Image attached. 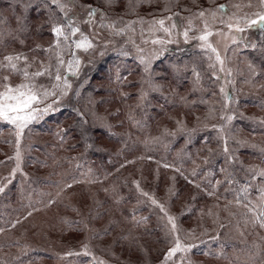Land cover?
I'll list each match as a JSON object with an SVG mask.
<instances>
[{
	"label": "trees",
	"instance_id": "16d2710c",
	"mask_svg": "<svg viewBox=\"0 0 264 264\" xmlns=\"http://www.w3.org/2000/svg\"><path fill=\"white\" fill-rule=\"evenodd\" d=\"M25 1L13 0L12 2L16 4H11L12 6L0 2V48L3 45V47L17 45V41L25 42L29 47L35 48L39 42L52 38V34L49 33L50 25L44 23L48 19L47 11L43 8L40 12L36 11L38 0H30L29 3ZM25 4H33L35 8L25 9L23 7ZM4 11L14 23L11 29L14 34L11 35V39H8L10 37L4 38L10 33L7 27L8 31H4L2 24L5 21ZM54 12L57 16L61 15L57 11ZM17 17L23 18V24L18 22ZM38 25L41 27L38 28ZM254 34L255 40L259 43L261 41L260 30L255 31ZM2 35L4 36L2 37ZM35 41L38 43L36 44ZM2 42L4 44H1ZM261 44H264V39L258 44V49L253 51L251 49L250 52L245 53L246 56L243 55L244 58L246 57V64L251 61L258 67V70H264V55H262L260 48ZM37 53L39 52L37 51ZM173 53L179 54L176 51ZM184 60L193 61L194 58ZM168 61H171V58ZM102 65L99 64L95 69L82 74L80 81L76 83V87H79L81 82H86L83 83L79 98L73 93L70 106L69 104L64 106L55 116H47L42 123L36 124L34 142L29 145L30 153L26 156V162L33 164L32 166H38V173L34 167H31L33 169L29 170L30 179L25 183L26 188L28 187L27 190L23 184H18L16 180L7 186L6 195L4 194V197L0 199V216L3 219L5 216L3 214H9V217L13 218L15 214H20L28 210L29 207L33 208L35 205L41 204L42 201L37 199L36 195L41 194L43 196L40 189H44L45 197L50 195L45 190L48 181L55 180L49 188L60 189L62 185L68 184L70 185L68 188L72 190L74 186H83L82 181L92 184L91 181L104 179V182L109 183L103 182L99 185L103 186L104 184L107 187L98 186L97 188L100 199L94 200L93 207L95 210H93L92 219L94 217L98 219L102 213L109 215L111 220L105 222L107 224L106 231L109 233L116 226V215L120 214L121 219L119 221L123 223L118 224L122 229L118 234V239L115 240L116 246H121L124 250H132L133 253L142 257L144 264L148 261L149 264H152L154 259L152 254L154 253L156 256L163 253L161 248L168 234L164 222L155 213L156 209L148 206L144 197L138 195L132 188L133 180L143 179L144 174L146 175L144 171L146 168L151 169V176L157 175L154 182L158 186L165 187L166 193L172 197L173 203L178 197H183V205L180 208L183 213L180 218L184 220L189 219L190 216L193 217L199 210L204 211L207 215L213 207L211 206L213 200H219L216 207L222 204L224 210L222 211L225 213L227 210L225 202L228 199H234L237 190L245 182L252 185L249 198L256 196L252 200H258L257 192L261 183L264 182V178L257 177L255 181H251L250 176L254 175V172L250 169L264 167V153L261 152V149L264 148V108L261 107L262 116H248L241 107L243 100L250 99L248 94L238 96V99L241 100L239 104H231L229 108L235 113V117L227 126L231 130L228 146L236 159L235 162L228 163L223 151L222 139L214 129L206 132L203 126L197 133L182 131V134H178L176 137L164 132L165 129H168L169 133H172V130L177 128L175 125L177 118L186 119L184 116H187L197 119V112L205 113L209 107L208 100L213 96L217 97L216 99L220 104L223 103L216 91H210L206 85L208 75L201 76L204 86L200 88L198 86L194 90L189 80L186 79L180 83L176 73L172 72L167 76L172 81L174 88L166 89V92L170 94L171 91H175L176 100H174L173 105L166 104L163 94L151 92L149 94V106L140 108L136 107L137 93L134 91L138 87L136 85L138 83L135 81L128 82V78L116 83L117 73L113 70L115 62L109 64L112 67L108 71H104L106 67L101 68ZM165 66H160L158 70L161 69L165 72ZM99 69L101 71H99V75H96ZM129 70L127 69V72L123 74L127 75ZM113 72H115L114 76L112 75ZM247 81L248 83L264 85V71L256 76H252L249 71ZM249 85L251 86V84ZM189 86L191 88H188ZM259 92L254 90L253 94L256 96L252 94L250 97L261 103ZM122 93H128L129 96L125 97ZM153 93L158 95V98H151L155 95H152ZM183 94L185 96H182ZM201 95L207 101L206 103L201 102ZM230 95L232 96V93ZM187 96L186 101L184 99L179 100V98ZM73 108H79L86 113L87 124L77 123L80 118L73 111ZM218 108L221 113L222 108ZM130 109L134 111L136 119L141 121L142 127L128 119ZM175 111H178L179 114L173 115L172 112ZM218 112L215 113V118L211 120H205L206 115H204L202 122L205 123V120L208 123L214 121L213 124L221 123ZM93 113L97 114V117ZM198 121L200 120H196V123ZM49 124L51 127L48 126ZM108 125L111 127L109 128ZM83 129L87 130L86 135L83 134ZM61 132L64 135L63 140L60 138ZM44 134H48L46 135L48 137ZM157 137L159 139H155ZM1 144L6 145V142ZM35 145H38L37 148L34 147ZM209 146H213L212 151L208 148ZM36 149L42 152L41 157L37 156ZM205 157L208 158L207 162H205ZM200 162L206 163L207 167L199 169V173L207 172V176L198 182L197 185L200 187H197L190 181L194 180L192 168ZM75 165L82 166L77 168ZM164 165L168 166L164 167ZM221 167L232 172L237 183L229 185L225 180L226 174L221 172ZM41 168L47 169L48 172L42 175L39 171ZM175 168H179L180 171ZM217 180L221 181L218 186L216 185ZM213 185L216 187L213 188ZM170 189L171 191H169ZM209 192H214V194L209 195ZM25 194L37 199L33 205L23 202L22 198H25ZM245 201L243 203H247ZM144 212H148L146 222L137 224L136 221L132 220L133 214L138 215ZM63 218L66 219L65 224L67 226L70 224L82 226V223H78V221H83L82 219ZM86 218L91 220V213ZM88 221L86 220V222ZM257 231L258 229L252 231L256 238L260 235V231L259 233ZM149 244L156 245V247H153L152 250ZM252 248L255 251L263 250L262 255L264 256L263 239L261 245H252ZM194 253L195 251L192 252L191 258ZM3 263L5 264L0 257V264Z\"/></svg>",
	"mask_w": 264,
	"mask_h": 264
},
{
	"label": "rangeland",
	"instance_id": "374dc122",
	"mask_svg": "<svg viewBox=\"0 0 264 264\" xmlns=\"http://www.w3.org/2000/svg\"><path fill=\"white\" fill-rule=\"evenodd\" d=\"M12 1L13 0H0V2L7 5L16 4ZM25 2L29 3L30 0H26ZM130 3L136 6L129 8ZM247 3L248 0H110V3H106V0H76V7L73 8V13H78L80 18L83 19L85 16V10L82 9L80 5H92L93 7L102 9L108 14L109 17L113 19L120 17L124 22L135 21L142 17L146 22L144 25L145 28L148 27V22L152 21L153 19L171 16L172 18L170 20H166L165 23L171 25L173 22H175L178 24L179 30L183 32V29L188 26L187 18L190 15H195V13H197L200 9H215L218 5L226 4L229 6V14L232 12H239L241 14H243V12L251 13L258 10V0H251L253 5L251 8L244 7L247 5ZM236 4H239L242 7L239 9L233 7V5ZM30 5H32V8H35L33 7V4ZM166 6L169 9L168 11L164 10ZM52 8L54 11L59 12L55 9L54 5ZM4 10L7 9L4 8ZM3 13L6 17H4V23L2 22L5 29L4 31H8L6 29L7 27L10 30V33L7 35V37L4 35H2V37H10L8 39H11V35L14 34L11 32L14 23L11 18L5 14V11ZM98 19L99 16H97V20ZM209 23L213 28H224L223 25L213 22L211 17H209ZM195 24L197 27L203 26L199 19L195 21ZM81 27L86 33L92 36L97 43V48L94 51L89 53H80V57L83 61L81 76L84 72L95 69V67L99 64H103L101 68L106 67L104 71H108L109 68L112 67L109 64L111 62H115L113 70L116 71V73L119 71L123 74L127 72V69H130L129 71H131V75H128L127 81H135L138 83L136 84L138 87L134 89V91L137 93V89L140 87V67L135 59L137 54L136 46L138 45L144 47L146 51H150L153 47L150 41L148 44H144L143 38L141 36L140 24L137 23L135 25L134 32L129 31L124 35H112L106 28H97L95 32H93L90 31L87 24H82ZM257 30L259 29L246 32L244 34L245 39L249 42H257L255 40L254 34ZM173 31L175 32V29ZM225 31H227L226 28ZM49 33L51 34L50 27ZM158 34L163 35V33ZM191 34L195 33H190V35ZM149 35L150 33L148 32L144 33V36ZM176 39L177 38L174 36V42L166 45L168 50L153 62L154 79L157 81H162L165 85L163 96H167V99H165L166 104L173 105L174 100H176V97L174 96L175 91H171L170 94L166 92V89L170 90L174 88L172 81L169 80L167 76L172 72L176 73V77L180 83H183V81L186 79L189 80L194 90H196L198 86V88L204 86L203 80H201L200 85L196 86L195 88L193 86L195 77L193 76L192 69L193 66H195L200 71L201 76L208 75V81L206 80V85L210 88V91H216L217 96L222 99V104H220V102L216 99L217 97H214L213 95V97L209 98L208 100V109L212 107L215 109V113L219 111L217 114H220V109L218 107L222 108L223 110L222 105L224 104V100L222 94L220 93L219 86L221 83H224V81H216L215 77L212 76V71L209 68L210 62L203 52L196 46L198 43L197 41L189 40L186 43L182 35L179 36L178 42H175ZM263 39L264 37H261L260 35V40L262 41ZM51 40L52 38L44 40V42H35L36 44L38 43L47 46L49 43H51ZM105 40H109L111 43L105 45ZM210 40L219 49L222 56L225 55V47L227 46L226 64L231 66L233 69L232 80L234 81V84L228 83L225 86L228 92L232 93V97L234 98L231 104H239L241 100L238 99V96L248 94L250 99L243 100V103H241V107L244 109V112H246L248 116H262L261 107L264 108V85H257L252 82L248 83L247 81L249 69L248 64L245 62L246 57L244 58L243 55H245L247 51L250 52L251 48H244L243 44H240L239 46L234 45L228 40L226 36L216 35L215 33L210 37ZM259 43L257 42V44ZM1 44H4V42ZM3 46L0 48V59H2L4 55L14 52H22L28 55L30 60L33 55H37L41 59L44 58L42 51H38L39 53L30 51L33 48L29 47V45L25 42L20 43L17 41V45H12L10 47ZM122 49L131 55H120ZM180 49H183L184 51H180ZM256 49H258V47ZM101 51H103V54H101ZM174 51L179 54H174ZM170 58L171 61H168ZM186 58H194V60H184ZM164 65H166L165 72L161 71V69L158 70L160 66ZM172 65H176L177 69L174 70ZM36 67H38V63L37 65L33 66L31 70L34 71ZM99 71H101V69L97 71L96 75H99ZM114 73L115 72L112 74L113 76ZM5 74H9L7 70H0V76ZM19 79L20 77L18 75H11L12 83L19 82ZM79 81L80 78L79 80H73V89L76 88V83ZM40 82L47 83V80L46 78H42ZM249 84H251V86ZM188 88L191 87L189 86ZM254 90H257L258 92L260 91V98L262 100L261 103L259 101L256 102L254 98L250 97L252 96ZM184 94L182 96H185ZM72 95L73 93L70 92L69 96L64 98L62 107H60L56 112L49 113L47 116H55L60 110H62V108H64V106H67L68 104L70 106L72 104ZM153 97L158 98V95L155 94L151 98ZM184 98L187 99L188 96ZM180 99L182 98H179V100ZM229 108L227 109L228 114L235 117V113H233ZM208 109L205 113L200 111L197 112V117L200 118L198 123H196V117L194 118L184 116L186 119L182 120L185 122V125H187L186 128H195L196 131L192 133H197L200 131L201 127L208 123V121H205L206 119L204 120L205 123L202 122L203 116L208 114ZM177 112L178 111L172 113L173 115H178L179 113ZM47 116H45L43 120L33 123L30 125L29 129L25 130L21 139L22 158L20 161V166L15 173L12 171L17 166V161L15 158V133L11 129V126L7 125L6 123H0V186H4L5 189L4 192L0 193V199L4 197V194L6 195L7 186H9L15 180L18 184H23V187L27 190L28 187L26 188L25 183H27L30 179L29 170L33 169L31 167H34L38 173L39 167L32 166L33 164L29 162L28 165L26 162V156H28L30 153L29 145L34 142L33 136L35 133L34 131L36 124L42 123ZM95 117H97V114ZM209 119L211 120L212 118ZM213 123L214 121H211L208 124ZM48 126L51 127V124ZM203 129L206 132L208 130H212L211 128L207 129L206 127ZM173 132L175 133L174 137H176L178 134H182V131H177L176 128L172 130V133ZM44 135L46 136L48 134ZM2 142H6V145L1 144ZM221 143L224 147L223 140H221ZM36 146L38 145H35L34 147L37 148ZM208 148L212 151L213 146H209ZM36 153L37 156L41 157L42 152L40 150L36 149ZM81 166L82 165H75L77 168H80ZM164 167H166V165H164ZM202 167L206 168L207 164L200 162L192 168V172L194 169L197 172V175H193V181L196 183H193L190 180L189 181L195 186H197L198 182L201 181L203 177L205 178L207 176V172H204V174L199 173V169ZM39 171L42 175L48 172V170L44 168L39 169ZM144 171L146 172V175L144 174L143 179L133 180L132 188L135 189V192L138 195L142 196L137 189L136 183H134V181H138L141 189L149 192L150 194H154L156 199L164 203L168 211L177 217L178 225L181 229V235L188 237L187 242L196 244V247L187 254L188 259L194 260L191 261V264H264V256L262 255L263 250L255 251V249L252 248V245H261V240H264V228H260L258 223H253L252 213H250L244 206L245 203H236V197H234V199H228L225 202V205H227V210L224 213V210L221 206L222 204L216 207V204L219 203V200H213L211 201V206L213 207L210 206L211 209L207 215L204 213V211L199 210L193 217L190 216L189 219L184 220L180 218L183 213L180 211V208L183 205V197H178V199H176V201L173 203L172 197L167 195L165 187L162 185L158 186L156 182H154L157 175L153 174L151 176V169L146 168ZM54 182L55 180L46 182L47 187L45 190L50 193V195H47L48 197L44 196V189H40V193H42L43 196H41V194L39 196L36 195L37 199L42 201L41 204H37L33 208L29 207L28 210L21 212L22 214H15L13 218H10L9 214H3L5 215L4 219L0 216V218H2V220H0V229H3V231H0V257L2 262H5V264H100V262H102V264H144L142 257L136 253H133L132 250H124L121 246H116L115 244V240L118 239V234L122 229L120 225H118L123 223L122 221H119L121 219L120 214L116 215V226L109 233L106 231L107 224H105L106 221L111 220L109 215L102 213L98 219L96 217L92 219L94 216L93 210H95V207H93L94 200L96 198L100 199L99 195L97 194V188L98 186L101 188L107 187L104 186V184L103 186L99 185L104 182V179H99V181H91L92 184L82 181V183H84L83 186H74L72 190H70L68 187L66 188L64 185H62L60 189L49 188ZM204 191L206 192V190ZM185 192L188 193V191ZM24 197L25 198H22L23 202L25 201L26 203H30L32 205L37 200L31 198L28 194H25ZM254 197L251 199H255ZM144 199L148 206L156 209L155 213H157V215L160 216V220L164 222L168 234V229L166 227V217H164V214L160 212L158 206L152 205L150 203L149 198L144 197ZM49 200H52L53 202L49 203ZM90 213L91 220L90 218H86L88 215H90ZM147 215L148 212L140 213L135 215V219H133L132 216V220L137 221L141 217H146ZM63 217H67L71 220H89L87 222L88 227H84L83 223L82 226L80 224H70L67 226L65 224L66 219ZM256 229H258L257 233L260 231L261 237L259 235L258 238H256L255 233H252V231ZM170 239L171 237L168 235L164 245L161 248L163 253H160L156 256L154 253L152 254V257H154L152 264H164L165 253L171 246L169 242ZM85 244L88 245L89 251L94 255L95 260L93 259L92 255L84 254L83 247ZM149 245V247H152V250L153 247H156V245L153 244ZM193 251H195V253L191 258ZM66 252H72L73 255L65 256L64 253ZM208 252H211L212 255H207L206 253ZM148 262L146 264H149ZM167 264H181L180 254L178 253L175 257L170 258L167 261Z\"/></svg>",
	"mask_w": 264,
	"mask_h": 264
},
{
	"label": "snow or ice",
	"instance_id": "6c2138e0",
	"mask_svg": "<svg viewBox=\"0 0 264 264\" xmlns=\"http://www.w3.org/2000/svg\"><path fill=\"white\" fill-rule=\"evenodd\" d=\"M106 3H110V0H106ZM61 13L57 16L53 11L52 6ZM136 5L129 4V8H133ZM25 9L31 7L30 4L23 5ZM76 7V0H38L36 6V11L40 12L41 8L45 9L48 13L47 21L50 25V32L52 34L51 43L47 46L37 44L35 48L30 51L37 52L42 51L44 58L41 59L37 55H33L31 60L28 55L22 52L9 53L0 59V70H7L9 74L0 76V123H6L11 126V129L15 133V143L16 152L15 158L17 161V166L12 171L15 173L20 166L21 161V139L26 129H29L30 125L37 123L44 119L51 112H56L62 107V102L65 97L69 96L72 92L79 98L81 95V88L83 87V81L80 83L79 87L73 89V80H79L81 76V69L83 61L80 57V53H89L97 48V43L95 39L86 33L81 25L87 24L90 31L95 32L97 28L108 29L112 35H124L129 31H135V25L137 23L141 26V36L143 38L144 44H148L149 41L153 46L150 51H146L144 47H137L136 61L140 67V87L137 89L136 94V107H146L149 106V94L150 92H159L163 94L164 83L162 81H157L154 79L153 75V62L161 55L164 54L168 49L166 45L173 43V37L177 39L179 36H183L184 41L187 43L189 40L197 41V47L203 52L207 57L209 63V68L212 71V76L215 77L216 81L223 80L219 86L220 93L223 96L224 104L223 110L220 113L219 119L222 121L219 124H205L204 127L211 128L217 131L220 138L224 143V154L226 162H235V156L230 152L228 146V139L230 135V128H228V123L232 121L233 115L228 114L227 109L232 102V96L226 89V84L233 83V69L231 66L226 64L227 60V46L225 47V55L222 56L219 49L212 43L210 37L215 33L216 35L226 36L228 40L239 46L243 44L244 48H251L255 50L258 46L257 42H249L245 39L244 34L248 31L259 29L261 37H264V0H258L257 9L254 12H239L228 13V5L221 4L215 9L205 8L200 9L195 15H190L188 20V26L183 29V32L179 30L178 24L173 22L171 25L165 23L166 20H170L172 17H164L160 19H153L148 22V27L145 28V20L140 17L135 21L124 22L122 18L117 17L115 19L108 16L102 9L93 7L92 5L81 4L80 7L85 10V16L83 19L80 18L78 13H73V8ZM233 7L239 9L242 6L239 4L233 5ZM244 7H253L251 0H248L247 5ZM168 11L167 6L164 9ZM97 16L99 19L97 20ZM209 17L212 18L213 22L219 23L224 26V28H213L209 23ZM199 19L202 22V27H197L195 21ZM20 24H23V18L17 17ZM41 25H38V28ZM225 28L227 31H225ZM175 29V32L173 31ZM150 33L149 36H144V33ZM158 33H163L159 35ZM190 33H195L191 34ZM98 38V36H97ZM111 43L109 40H105L104 44L108 45ZM135 44V42L133 41ZM262 50V55H264V44L260 45ZM180 51H184L180 49ZM103 54V51H101ZM120 55L128 56L131 55L123 49ZM35 70H31L33 66L37 65ZM218 66V67H217ZM173 69L176 70L177 66L172 65ZM248 69L252 76L258 75L261 71L258 67L251 61L248 63ZM193 76L195 77L193 86L194 88L201 84V73L193 66L192 69ZM15 74L20 77L19 82L12 83L11 75ZM127 75H131V71ZM127 75L117 72L116 83H120L122 80L127 79ZM46 78L47 83H41L40 80ZM125 97H128V93H122ZM215 95V93H214ZM167 99V96L164 97ZM186 101V98L182 97ZM202 103L207 101L201 98ZM73 111L77 113L80 118L77 121L78 124H87V115L84 111L79 108H73ZM95 116L96 114L93 113ZM215 118V109L210 107L208 109V114L205 119ZM128 119L135 123L137 126H143L141 121L137 120L134 111L130 109L128 113ZM200 118L197 117V120ZM177 131H185L188 133L196 131L195 128L187 129L185 122L182 119H176ZM110 128L111 125H108ZM66 131V130H65ZM83 134L86 135V129H83ZM165 134L169 133L168 129L164 130ZM60 138L63 140V132L60 133ZM190 139V136L188 137ZM155 139H159L158 137ZM207 140V137H205ZM243 143V141H241ZM90 146V145H89ZM264 153V148L261 149ZM208 158L205 157V162ZM168 166V165H166ZM180 171L179 168L176 169ZM250 171L254 172V175L250 176L251 181H255L257 177L264 178V167L256 168L253 167ZM221 172H224L225 180L229 185L237 183L234 180L232 172L227 168L221 167ZM183 174V173H182ZM192 175H197L195 169ZM196 183L195 181H192ZM136 183L138 191L142 196L149 198L152 205L159 207L160 212L166 217V227L168 229V235L170 239V247L164 256V264L167 261L175 257L178 253L180 254L181 264H191V260L188 259L187 254L196 247L195 243L187 242L188 237L181 235V229L178 225L177 217L172 215L164 203L157 200L154 194H150L140 188L139 182ZM221 181L217 180L216 185H219ZM213 185V188L216 187ZM65 187H70V185L65 184ZM200 187V185H197ZM252 185L245 182L238 190L236 195V203L241 204L245 200L247 203L244 206L252 213L253 223H258L260 228H264V182L261 183L257 195L258 200H252L249 198V193ZM4 186H0V193L4 192ZM171 191V189L169 190ZM209 195H213L214 192H209ZM59 195V193H58ZM195 199V196H193ZM49 200V203H52ZM133 219H135V214H133ZM146 217H141L136 221L137 224L146 222ZM15 223V222H14ZM78 223H83L84 227H88L86 220L78 221ZM14 226V225H13ZM3 231V229H0ZM83 252L85 255H92L95 260L94 255L89 251L88 245L85 244L83 247ZM207 255H212L211 252L206 253ZM65 256H72V252L64 253ZM102 264V262H100Z\"/></svg>",
	"mask_w": 264,
	"mask_h": 264
}]
</instances>
